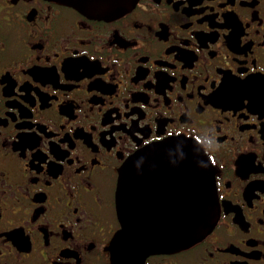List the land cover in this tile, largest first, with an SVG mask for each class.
<instances>
[{
	"label": "flooded vegetation",
	"instance_id": "1",
	"mask_svg": "<svg viewBox=\"0 0 264 264\" xmlns=\"http://www.w3.org/2000/svg\"><path fill=\"white\" fill-rule=\"evenodd\" d=\"M180 136L213 167L217 222L142 264H264V0H136L109 19L0 0V264H113L119 167ZM173 172L136 165L138 213L185 196Z\"/></svg>",
	"mask_w": 264,
	"mask_h": 264
},
{
	"label": "water",
	"instance_id": "2",
	"mask_svg": "<svg viewBox=\"0 0 264 264\" xmlns=\"http://www.w3.org/2000/svg\"><path fill=\"white\" fill-rule=\"evenodd\" d=\"M57 1L87 16L109 18L125 12L136 0ZM144 158L171 161L178 185L176 190L185 191V196L167 206L166 215L150 220L145 210L144 215L138 213L135 203L134 172ZM118 171L115 213L120 226L109 244L113 264H142L146 255L153 252L185 248L203 238L216 223L219 210L213 169L201 147L192 139L170 137L149 144L133 154ZM185 197L187 203L183 200Z\"/></svg>",
	"mask_w": 264,
	"mask_h": 264
}]
</instances>
